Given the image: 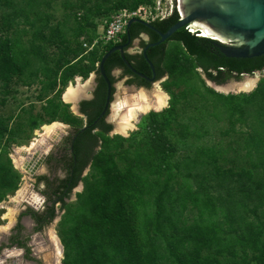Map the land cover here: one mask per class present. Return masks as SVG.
Listing matches in <instances>:
<instances>
[{"label": "trees", "instance_id": "1", "mask_svg": "<svg viewBox=\"0 0 264 264\" xmlns=\"http://www.w3.org/2000/svg\"><path fill=\"white\" fill-rule=\"evenodd\" d=\"M102 1L120 8L151 0H0V33L4 34H0L1 80L6 87L13 81L26 86L41 84L39 98L49 97L52 91L56 94L48 99L43 115H36L37 119L32 112L26 115L27 124L34 120L36 125L41 119L49 123L63 116L79 125L63 139V158L51 154L47 159L49 163L62 162L66 176L53 180L46 174L38 177L46 182L41 193L49 201L60 196L65 209L60 221L63 264H264V80L252 92L240 94L209 87L202 91L198 84L204 82L198 69L219 85L240 80L245 73L264 71V54L227 56L211 37L192 31L190 26L179 28L169 39L148 49L157 79L166 74L174 79L187 75L182 77V90L170 89V107L149 111L148 126L130 137L110 136L113 125L103 116L77 136L71 152L69 143L82 125L61 100L67 81L76 74L84 78L95 71L94 97L80 102L86 122L92 124L107 94L99 63L119 42L110 40L100 53H85L80 37L88 31L86 23ZM179 19V11L173 8L168 16H158L152 22L164 32ZM150 33L151 41L159 39L158 33ZM121 38L126 40L127 35L123 33ZM171 42L184 48L189 57L186 62L169 54ZM50 47L57 50L51 54ZM75 59L79 66L74 65ZM116 66L132 73L121 52L114 51L105 62L113 83ZM148 68V63H141L142 71ZM193 102L196 107L189 115L186 108ZM222 118L230 122L225 132L238 135L239 140L204 142L196 147L188 143L208 134L212 123ZM172 123L179 128L174 134L185 140L182 154H176L181 145L162 136L166 125ZM15 128L16 134L23 131L21 126ZM142 134L144 138L139 136ZM12 165L8 152L0 153V169L10 173ZM88 166L90 171L84 175ZM5 180L0 177V184ZM80 181L84 189L75 202H67ZM50 209L46 223L55 216L54 207ZM43 227L40 224L36 230ZM22 229L20 223L16 242L25 248V258L37 260L31 256L30 235L22 238Z\"/></svg>", "mask_w": 264, "mask_h": 264}, {"label": "rangeland", "instance_id": "2", "mask_svg": "<svg viewBox=\"0 0 264 264\" xmlns=\"http://www.w3.org/2000/svg\"><path fill=\"white\" fill-rule=\"evenodd\" d=\"M92 2L93 0H91V3ZM101 4V8L98 9L96 13H93L90 20L86 23V29L88 31L80 37L86 49V54H90L93 51L100 53L105 48L107 44L105 32L110 21L116 20L119 17H122L123 22H125L134 16L143 20H151L158 16H168L173 8L179 11L180 0H151L150 2H141L137 6L126 5L120 8L116 7V5L111 2L104 3L102 1ZM60 12L61 11L58 13L60 14ZM56 50L55 47H50L49 49L51 54ZM168 50L171 56L173 55L175 58L183 60V63L189 58H187L186 51L179 43H169ZM86 60L89 61L88 59ZM79 62L80 61L75 59L74 65L79 66ZM198 72L204 79V82H198V84L201 85L200 89L202 91H205L206 88L209 87V89L211 88L225 94L250 93L264 80V71H261L254 75H244L240 80L231 79L229 82L219 85L209 81L200 69H198ZM114 73L117 76L114 90L115 95L107 116V120L112 123L113 128L109 134L110 136L121 135L124 137L132 136V134L141 127L146 128L151 121L149 117L147 118L148 112L141 114L134 122L133 128L129 129L126 134L120 132L119 128L123 120V115L128 113L131 107L141 102L142 95L154 102L158 90H162L167 96L166 106L161 109H151L152 111H162L165 108H169L173 100L170 89L174 90V92L182 90L185 85L182 81V77H187L186 74H181L177 79H174V76L166 74L148 88H135L133 85L127 83L125 78L119 76L118 70H115ZM95 78V71H92L89 76H84V78L80 74H76V76L68 79L67 85L61 96L62 102L69 106L68 110L73 118H76L82 126L86 123V117L80 113V102L91 97L95 86ZM251 78L254 79L253 86L244 90L241 84ZM166 84L169 88L166 87ZM72 85L78 87V92L72 98L70 97L67 99L65 94L68 87ZM40 90L41 84L26 86L19 81H13L6 87L0 78V128L2 129V134L0 136V153L6 154L8 152V156L13 163L12 172L10 173L8 171L6 172L3 168L0 169V177H6V183L0 184V244L4 242L0 247V264H7V257H14L17 261L12 262L18 264H63L64 246L60 237V221L65 213V209L61 207V202H58V200L55 202L56 212L54 218L43 227L41 233L32 235L29 241L32 248L31 256L37 260L25 258L23 248L15 244L11 239L16 232L19 222H21L24 229L29 232L35 227V223L30 219V216L22 217L24 210L31 207L43 211L48 204L45 202L44 196L40 194V188L43 186V183L38 181V177L44 174L48 175L50 170L46 162H37L40 154L44 151L46 157L51 154L56 155V153L59 152V145L63 142L61 139L62 136L70 134L76 126H79L76 123L67 121L63 116L49 123L41 119L36 125H33L34 120L28 121L27 124L26 120L29 112H32L34 119H37L36 115L44 114V107L47 106L48 99L56 97L55 92L52 91L49 93V97L39 98ZM193 95L194 97H198L196 92H193ZM194 104L195 102L186 108L189 115H191V111H194L196 107ZM178 111L181 115L183 109ZM197 117H199V115H197ZM47 118L48 116L45 117V119ZM54 122L58 124V132L56 134L47 133L45 126ZM211 123L212 121H209V124ZM229 123L230 122L225 118H222L218 122L214 121L210 126L208 134H204L198 139L192 138L188 143L196 147L197 145L204 144V142L207 144L216 142L226 144L230 141H234L236 138L239 140L238 135L236 136L233 133L225 132L229 127ZM197 124L200 125V121H198ZM175 125V123L167 124L166 133L162 134V136L167 141L173 138L174 140H172V142L181 145L185 140L183 138L182 140L179 135L177 136V134H174L176 130H179V128H174ZM18 126H21L23 130L20 134H16L15 127ZM173 128L175 130H173ZM172 135H176V137H172ZM139 136L144 138L143 134ZM183 148L184 147L181 145V149L176 151V154H182L184 151ZM32 154H37V159L34 161V166L36 165V167L30 172L26 169L24 163L29 159L31 160ZM22 161L23 163H21ZM89 171L90 166L85 169L84 175H87ZM58 172L61 178L66 176L62 170L59 171L58 169ZM3 173L5 174L2 175ZM34 184H36V186ZM83 189L84 182L80 181L79 184L73 188L67 202H75L78 198V193ZM59 242L62 245V254L60 257L59 254L57 255L55 252V248L57 250V244ZM22 256L23 258H21ZM252 264L259 263L254 262Z\"/></svg>", "mask_w": 264, "mask_h": 264}, {"label": "water", "instance_id": "3", "mask_svg": "<svg viewBox=\"0 0 264 264\" xmlns=\"http://www.w3.org/2000/svg\"><path fill=\"white\" fill-rule=\"evenodd\" d=\"M179 13L180 19L164 32L156 29L160 36L159 39L146 46L145 56L153 69L154 65L146 52L147 48L166 41L174 32L184 26H190L192 31H198L201 35L214 39L227 56L252 57L264 54V0H180ZM132 21H138L154 28L150 22L137 17L130 18L128 24L130 25ZM124 46L119 44L110 48L99 63V71L107 84L105 104L95 121L92 124L85 123L73 136L70 148L72 152H74V142L77 136L96 124L103 116H108L112 106L115 83L111 81L106 72L105 62L107 58L114 51L120 50L125 63L131 70L137 72L126 59ZM140 74L145 76L143 73ZM244 75L249 74L245 73ZM36 157L37 154H34L29 160L28 167H33V169L36 167L34 166ZM45 157L46 153L42 151L38 163Z\"/></svg>", "mask_w": 264, "mask_h": 264}, {"label": "flooded vegetation", "instance_id": "4", "mask_svg": "<svg viewBox=\"0 0 264 264\" xmlns=\"http://www.w3.org/2000/svg\"><path fill=\"white\" fill-rule=\"evenodd\" d=\"M157 18V17H156ZM156 18H153L151 20H146L148 22H150L154 28H151L145 24H142L138 21H132L131 24L129 25L128 24V21L126 22L125 24V29H124V34L127 35V39L124 40V39H120L119 42L117 43V45H125L124 46V53H128L130 55H133L134 56V59L133 60H128L130 62V64L132 65L133 68H135V71L131 70L130 67L126 64V67L129 68L131 70L132 73H128L125 71V67H121V66H116L113 68L112 70V75L117 78V76L115 75L114 71L115 70H118L119 71V76L123 77L126 79V82L129 83L128 81L132 80L131 83H129L130 85H133L135 88H148V84H153L155 81L159 80L157 79V75H158V71H157V68L154 64V62L152 61L153 65H154V69L153 67L151 66V64L149 63V61L147 60L146 56H145V49H146V46L150 43V42H154V41H151V33H150V30L151 31H154L155 33H158L156 29H158L154 23L152 22L153 20H155ZM137 24H140V26H138ZM139 29V31H138ZM159 30V29H158ZM135 33V36L132 37V32ZM138 31V32H137ZM137 32V33H136ZM130 35V36H129ZM143 41H147V44H143ZM157 41V40H156ZM150 47L147 48L146 52H147V55H148V49ZM120 51V50H119ZM126 56V55H125ZM144 62V63H148V69H147V72H144L141 70V63ZM145 65V64H144ZM140 73H143L145 76H142ZM115 83V82H114ZM96 86H97V75H96V78H95V86L93 88V91H92V95L89 99H92L94 97V92H95V89H96ZM115 89V87H114ZM81 112V110H80ZM82 113V112H81ZM84 114V113H83ZM85 116V114H84ZM106 122L107 123H111L107 120V116L105 118ZM87 123V122H86ZM112 124V123H111ZM74 132V131H72ZM77 133V131L73 134V136ZM70 134H66L64 136H62V140L64 138H66L67 136H69ZM73 136H72V139H73ZM72 139L70 141V145H69V149L71 148V144H72ZM60 148H59V152L56 153V155H54L55 157L61 159L63 158V155H64V149L63 147L65 146V144H61L59 145ZM71 151V149H70ZM72 152V151H71ZM34 154H32V157H33ZM31 157V156H30ZM37 159V157H36ZM35 159V160H36ZM48 159V156L45 157L42 162H46L49 166V170H50V173L48 174V176L50 177V180H53L56 176H59V172H58V169L59 171H63L65 174H66V171L63 169L62 167V162L60 163L59 161L55 162V160L51 161V163H49L47 161ZM30 160V159H29ZM34 160V159H33ZM39 161V160H38ZM37 161V162H38ZM31 163V161H30ZM58 163H60V166H58ZM35 164V163H34ZM36 166V165H35ZM30 170L31 172L33 171V167H30ZM47 175V174H46ZM60 177V176H59ZM61 178V177H60ZM39 182L43 183V186L40 188L41 190L44 189L46 187V182L45 180H40ZM36 186V184H34ZM66 190V189H65ZM42 196H44V200L46 203H48L45 207V210L43 211H40L39 209H35V208H27L26 210H24V214L22 215V217L24 216H30V219L33 220V222L35 223V227L32 229L31 232L25 230V229H22L20 230V234H21V237H25V236H28L30 235V239L29 241L31 240L32 238V235H35V234H39L41 233V230H36V227L40 224H44L47 225L46 223V220L50 217L51 215V211L52 209L49 210V206H53L54 207V210H55V202L56 200H58L59 202V198L60 196H58L56 198V200L54 201H49L46 197V195L40 193ZM40 215L41 216H44L43 218H40ZM21 222H19L17 224V226L20 224ZM18 230L16 228V232L15 234L11 237L12 241L15 243V244H18V242H16L17 240V234ZM5 239V238H3ZM4 244V242L2 244H0V247ZM28 244L30 245V243L28 242ZM19 245V244H18ZM52 245L54 246V244L52 243ZM20 246V245H19ZM21 247V246H20ZM23 248V247H21ZM24 250V253L26 252L25 251V248H23ZM56 250V248H55ZM56 252V251H55ZM12 261H17V259H15L14 257H7V264H18V263H15V262H12ZM11 262V263H10Z\"/></svg>", "mask_w": 264, "mask_h": 264}, {"label": "bare ground", "instance_id": "5", "mask_svg": "<svg viewBox=\"0 0 264 264\" xmlns=\"http://www.w3.org/2000/svg\"><path fill=\"white\" fill-rule=\"evenodd\" d=\"M131 18H133V17H131ZM253 83H254V79L251 78V79H248L245 82H243L241 84V87L244 90L249 89L250 87L253 86ZM77 92H78V87H75L72 85V86L68 87V90H67L65 96L67 99H69L70 97L72 98ZM141 97H142L141 102H139L136 105H134L133 107H131L130 110L128 111V113L123 115V118H122L123 120H122V122L120 124L121 126L119 128L120 132L126 134L129 129L134 127V122L137 120L139 115L147 113L151 109H161L164 106H166V103H167V96L160 89L158 90V93L156 95V100L154 102L149 100L148 98H146V96H144V95H142ZM45 128L47 130V133L56 134L58 132V124L56 122L51 123V124H47L45 126ZM21 163H23V161ZM24 164H25L26 169L31 172L30 167H28L29 160H27V162H25ZM18 166H19V164H18ZM55 251H56L57 255L59 254V257H60V255L62 254V245L60 242L57 244V250H55Z\"/></svg>", "mask_w": 264, "mask_h": 264}, {"label": "built area", "instance_id": "6", "mask_svg": "<svg viewBox=\"0 0 264 264\" xmlns=\"http://www.w3.org/2000/svg\"><path fill=\"white\" fill-rule=\"evenodd\" d=\"M134 17H137V16H134ZM126 22L127 20L123 22L122 17H119L118 19L112 20L109 22L106 32H105V37L107 38V42L110 40H113L114 42L120 40L122 34L124 33Z\"/></svg>", "mask_w": 264, "mask_h": 264}, {"label": "clouds", "instance_id": "7", "mask_svg": "<svg viewBox=\"0 0 264 264\" xmlns=\"http://www.w3.org/2000/svg\"><path fill=\"white\" fill-rule=\"evenodd\" d=\"M261 72V71H260Z\"/></svg>", "mask_w": 264, "mask_h": 264}]
</instances>
